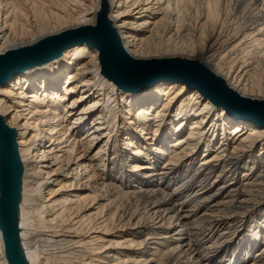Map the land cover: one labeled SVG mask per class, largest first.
<instances>
[{
	"label": "bare ground",
	"instance_id": "obj_1",
	"mask_svg": "<svg viewBox=\"0 0 264 264\" xmlns=\"http://www.w3.org/2000/svg\"><path fill=\"white\" fill-rule=\"evenodd\" d=\"M9 1L0 34L3 24L24 36L45 0ZM65 1L47 17L75 23L42 48L30 43L34 54L0 41V56H23L0 70V264H264V124L237 100L264 101L254 85L264 77V0H93L81 10ZM102 15L128 81L69 28ZM175 61L203 67L228 93L166 71ZM43 131L84 156L78 166L89 159L94 176L87 151L104 140L106 172L90 188H54L57 172L27 168ZM30 173L47 182L33 185Z\"/></svg>",
	"mask_w": 264,
	"mask_h": 264
},
{
	"label": "rangeland",
	"instance_id": "obj_2",
	"mask_svg": "<svg viewBox=\"0 0 264 264\" xmlns=\"http://www.w3.org/2000/svg\"><path fill=\"white\" fill-rule=\"evenodd\" d=\"M15 4L22 8H26V0H13ZM83 2V6L80 7V10L83 9L85 6L88 7L90 5H93V0H81ZM194 6H198L199 2L198 0H191ZM12 0L9 1L11 3ZM45 4H39L37 3V8L36 12L38 15L42 16L41 20L36 23L32 24L31 27H28V33H26L24 36H19L15 38V36L10 35L9 30H6L4 25L2 24V33L0 34V41L7 43L8 46H14L18 45L22 49L23 52L30 51L32 47L34 48H42L43 44H49V40L53 37L52 34L55 33L53 30L58 29L64 25H72L73 21L75 23V20H72V18L69 19V17L65 18H59L58 20H50L47 17L51 12H57V10H60L61 7H63L62 3H66L65 0H61L62 3H60V0H45ZM85 2V3H84ZM4 3V2H3ZM25 4V5H24ZM24 6V7H23ZM10 8V6H7ZM7 8V9H8ZM94 11V10H93ZM96 11V10H95ZM45 16V17H44ZM5 19V16L3 17ZM62 20V21H60ZM195 18L192 17L188 22L189 24H193ZM64 21V22H63ZM97 21V17H96ZM69 22H71L69 24ZM48 23V24H47ZM50 23V24H49ZM56 23V24H55ZM34 25V27L32 26ZM41 25V26H40ZM56 25V26H55ZM47 26V27H46ZM50 26V27H49ZM52 26V27H51ZM58 26V28H57ZM87 26V25H83ZM82 25H77V26H72L69 28H73L72 30H75L77 28L83 27ZM39 27H42L40 29ZM55 27V28H54ZM53 28V29H52ZM38 29H40L38 31ZM42 30V32H40ZM56 31V30H55ZM62 31V30H61ZM47 32V33H46ZM52 32V33H51ZM25 33V32H24ZM35 44L36 46L29 47V44ZM45 46V45H44ZM26 60V59H25ZM86 58H84L82 61H85ZM75 68V67H74ZM262 80V81H261ZM256 82L254 85H257L256 88V93L255 96L258 98H262L264 96V77H260L259 79H256ZM260 81V82H259ZM260 83V84H259ZM255 90V89H254ZM73 100L67 101L68 103ZM66 102V103H67ZM92 101L89 100L86 102V104L91 103ZM95 112L94 114L91 115L90 119L88 122L90 125L95 126L98 119V115ZM72 126L75 123V120H71ZM92 126V127H93ZM88 129H83L79 132L78 137L80 139H84V134L86 133ZM31 134V131L29 132ZM29 133L26 138V140L29 139ZM86 135V134H85ZM57 134L56 135H51L49 132L43 131L39 138L36 139L34 143V157H32L30 163L27 165L28 170L31 172L34 171H54L55 173L57 172L56 175L51 177L52 179L49 183L52 184L55 178H58V182L54 188H58L61 183L65 180L69 181L70 183L72 182L74 185L77 186L79 189H83L84 187H92L94 186V182H97L100 178V175L104 174L106 172V167L103 166L102 160H101V155L103 153V148L106 147L104 140H94L89 144V149L87 151L88 157H91V163L96 164L94 166L95 170L97 171V174L95 176L93 175V172H90L92 170L91 165L87 168V170H84L85 163L89 165L90 160L87 159L86 162L82 163V165L78 166V161L80 159H84L82 156H77L75 154L76 152H72L71 154L68 152V149H66L65 144L61 143L58 146V141L56 140ZM88 139V138H86ZM86 139L83 140L86 141ZM44 157H42V154H44ZM83 155V154H81ZM82 157V158H80ZM80 158V159H77ZM97 159V160H96ZM93 166V165H92ZM38 169V170H37ZM99 174V175H98ZM66 177V178H65ZM46 175L42 174L40 177H31V173L29 174L28 181L32 183L33 185L35 184H43L46 183L47 181ZM94 189L97 194H101V190H99L95 187ZM46 192V191H45ZM90 194V193H88Z\"/></svg>",
	"mask_w": 264,
	"mask_h": 264
},
{
	"label": "water",
	"instance_id": "obj_3",
	"mask_svg": "<svg viewBox=\"0 0 264 264\" xmlns=\"http://www.w3.org/2000/svg\"><path fill=\"white\" fill-rule=\"evenodd\" d=\"M72 32H73L72 34L74 35V39H77L78 41L89 40L92 44H95L96 47L99 48L101 55H102L104 67L107 68L118 81H122V79H124L125 81H128V79H125V78H127V76L125 77L124 75H121L120 64H119L118 58L121 57L122 52L120 50L117 51L115 46H114L112 36L110 35L109 29L106 26L105 16L102 15L97 19L96 26H88L87 25V26L77 28ZM111 50H113V51L111 52ZM21 54L22 55L24 54L25 56L28 57L29 56L28 54H30V53L23 52ZM32 54H34V53H32ZM32 54H30V55H32ZM17 55L18 56H16L13 52H9L8 55L0 56V70L10 68V67L12 68L17 63L22 61L21 59H23V56L20 55V53ZM169 67L165 68L166 71H173V68H174L180 72L183 69H186V71L189 70L193 73H196L204 81H207L208 84H210V85L212 84L213 88H211V90H213L214 93L216 91H220L224 94L226 92L228 93V91L224 90V88H221L218 85V83L214 81L212 76L209 73H207L203 67H201L195 63H187L186 61H181V62L175 61V62L171 63L169 65ZM153 76L155 78L159 77V75L156 73ZM214 83H217V85ZM226 97L229 100H232L230 98H233V96H230L229 94ZM237 100L240 101L242 103V105L250 111V113H252V114L256 115L258 118H260V120L264 124V101H248V100H243V99L242 100L237 99ZM14 260L17 263L16 250H14Z\"/></svg>",
	"mask_w": 264,
	"mask_h": 264
}]
</instances>
